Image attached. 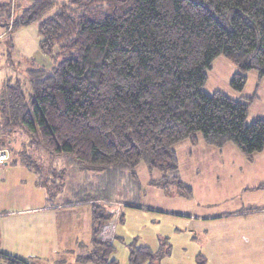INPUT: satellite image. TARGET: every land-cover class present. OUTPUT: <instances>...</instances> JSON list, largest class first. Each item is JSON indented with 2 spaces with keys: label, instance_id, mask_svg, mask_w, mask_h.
Masks as SVG:
<instances>
[{
  "label": "trees",
  "instance_id": "1",
  "mask_svg": "<svg viewBox=\"0 0 264 264\" xmlns=\"http://www.w3.org/2000/svg\"><path fill=\"white\" fill-rule=\"evenodd\" d=\"M57 4L28 0L7 23L13 18L12 33L38 23L39 48L55 65L27 69L30 95L20 80L4 81L0 148L22 130L87 172L122 168L137 176L147 161L161 172L152 185L186 198L193 188L182 180L176 144L203 141L221 149L234 143L248 160L264 150V118L247 122L254 98L204 89L220 56L237 67L233 89L244 91L251 71L264 78V0H69L45 17ZM27 166L42 169L30 160ZM51 179L59 188L60 177ZM98 192L77 200L91 203L94 234L90 254L79 260L119 264L113 241L101 237L114 213L97 201ZM0 255L7 264H28ZM161 256L162 250L136 244L129 260L158 264Z\"/></svg>",
  "mask_w": 264,
  "mask_h": 264
},
{
  "label": "rangeland",
  "instance_id": "2",
  "mask_svg": "<svg viewBox=\"0 0 264 264\" xmlns=\"http://www.w3.org/2000/svg\"><path fill=\"white\" fill-rule=\"evenodd\" d=\"M68 1L58 0V4L49 10L45 17L56 13L60 5ZM27 2L28 0H0V92L4 81L13 77L21 81L24 91L30 95L32 89L27 78V69L32 65L46 68L55 65L54 60L42 53L39 48L41 37L38 23L20 27L13 33L8 30L7 23L11 15L17 14L19 4L25 5ZM236 72L237 67L226 57H218L213 63V68L208 71L205 91L212 94L220 90L234 99L253 97L247 122L252 123L259 117L264 118V78H260L255 70L249 72L246 87L240 92L231 87ZM39 144L36 138L22 130L11 135L10 143L7 144L12 160L1 168L0 174V214L6 215L0 216V241L7 242V237L2 231L5 233L13 231V236L21 239L19 237L22 235L29 234L27 228L34 226L35 218L39 219L41 215L56 212V209L50 208L45 213L40 208H35L47 203L45 189L38 184L34 169L27 166L29 159L46 162L47 151H43ZM180 144L174 147L178 153L182 180L186 184L197 183L195 168L198 167V159L189 158L186 143ZM63 158L69 159L67 156ZM135 172L137 176L132 174L131 169L122 168L93 172L77 169L76 173L75 171L68 173V185L72 184V189L75 183H81L83 194L92 189L98 190L103 198L97 201L114 213L111 223L115 226V236L112 240L115 252L112 258L117 259L119 264H130V249L137 244L148 246L155 252L162 250L158 264H199L203 256L206 257V264H223L216 257L208 256L209 250L206 249V244L214 234L217 236L224 234L214 232L213 228L209 232L194 233L187 224L188 221L189 223L195 221L196 217L200 218L202 215L215 212L216 207L210 209L204 203H197L195 198L179 196L173 192L174 190L173 193H166L163 189L152 185L151 181L159 178L161 172L157 168L150 167L147 161H143ZM233 175L235 176V173ZM71 196L68 191L63 195L66 200ZM81 197L78 196L77 200ZM225 201L218 206H224ZM49 206L52 207L50 204ZM12 215L15 217H10ZM53 215L56 219L66 220L67 225H75L74 229L77 233V240L72 244V248H66L69 250L63 252L62 259H67V264H90L82 263L79 257L89 255L93 246L91 203L61 207ZM13 227H18L19 230H14ZM66 233L69 231L67 230ZM164 238H168V242L162 244ZM56 255L49 256L48 260L43 258L37 260L39 262L34 264L44 262L60 264L57 259L61 257L58 258ZM72 261L74 262L71 263Z\"/></svg>",
  "mask_w": 264,
  "mask_h": 264
},
{
  "label": "crops",
  "instance_id": "3",
  "mask_svg": "<svg viewBox=\"0 0 264 264\" xmlns=\"http://www.w3.org/2000/svg\"><path fill=\"white\" fill-rule=\"evenodd\" d=\"M180 143H186L189 158L198 159V167L195 168L197 183L188 182L193 188L191 198H195L197 203H204L210 209L216 207L215 212L207 213L200 218L196 217L197 219L190 223L188 221V227L192 228L190 230L194 233L209 232L213 228L214 232L224 234L222 236L214 234L208 240L206 244V249L209 250L208 256L216 257L223 264H264V150L256 153L252 160H248L234 143H227L221 149L203 141L197 146L189 141ZM39 147L47 151L42 146ZM174 150L178 157L175 147ZM9 152L10 159L5 165L12 160L11 151ZM45 157V163L41 160L36 161L42 169L41 173H35L38 184L41 178L48 181L47 186H42L46 192L47 203L35 208H40L46 213L50 208L56 209L57 212L61 207L84 204L77 203V197L82 196L80 194L82 184L75 183L72 189V184L68 185L67 179L69 171L76 173L77 169L81 168L72 159L63 158L64 156L54 157L48 151ZM57 175L61 179L59 188L51 182V178ZM260 186L263 187L259 188ZM65 191L72 194L68 200L63 197ZM93 191L96 192V189L90 192ZM224 201L226 202L224 206H218L224 204ZM56 212L48 213L52 215H41L39 219L35 218L34 226L27 228L29 234L19 237L22 240L18 239V236L14 237L13 231L10 233L2 231L7 237V242L0 241V253L18 257L28 264L39 262L37 260L42 258L48 260L49 256L57 254L58 258L61 257L57 262L67 264V259H62L63 252L69 250L66 248H72V244L77 240V233H75V225H67V221L61 218L56 219L53 215ZM0 216L6 215L0 214ZM13 229L19 230L18 227ZM67 230L69 233H66Z\"/></svg>",
  "mask_w": 264,
  "mask_h": 264
},
{
  "label": "built area",
  "instance_id": "4",
  "mask_svg": "<svg viewBox=\"0 0 264 264\" xmlns=\"http://www.w3.org/2000/svg\"><path fill=\"white\" fill-rule=\"evenodd\" d=\"M11 26L8 28V30H11L13 21H11ZM1 124V123H0ZM10 159V152L8 149L6 148H0V174H1V168L3 165H5ZM119 212V211H117ZM115 226L110 223L108 225H106L102 231H101V237L102 240L104 241H112L114 239L115 236ZM1 256V255H0ZM13 260H15V258H12ZM0 264H7L3 259L0 258Z\"/></svg>",
  "mask_w": 264,
  "mask_h": 264
}]
</instances>
